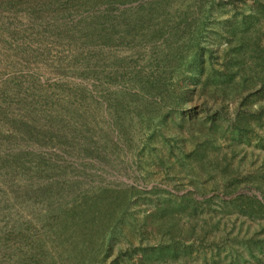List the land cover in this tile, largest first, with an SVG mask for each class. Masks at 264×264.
<instances>
[{
  "label": "trees",
  "instance_id": "1",
  "mask_svg": "<svg viewBox=\"0 0 264 264\" xmlns=\"http://www.w3.org/2000/svg\"><path fill=\"white\" fill-rule=\"evenodd\" d=\"M6 14L26 21L6 23ZM0 15V32L38 45L22 51L25 60L45 61L61 47L66 54L54 55L48 67L74 78L50 84L67 102L44 94L49 113L25 99L17 112L0 101L9 143L0 151V170L17 179L3 193L11 197H0V211L23 214L0 236V248L16 242L8 264H153L176 257L175 242L188 254L191 240H200L192 230L178 239L183 230L172 214L190 208L195 215L201 201L169 195L143 222L161 233L157 248H139L142 256L132 262L136 250L120 232L121 224H132L138 191L114 174L129 175L134 159L142 161L138 144L147 155L163 148L157 156L163 172L180 173L185 165L196 171L193 161L201 171H209L207 163L220 167L230 196L224 211L233 205L264 217V176L250 183L260 198L235 194L237 177L215 153L208 159L226 134L232 142L260 129L264 135V0H0ZM192 101H200L198 110L188 109ZM195 122L199 135L188 139ZM172 198L176 204L161 209Z\"/></svg>",
  "mask_w": 264,
  "mask_h": 264
},
{
  "label": "rangeland",
  "instance_id": "2",
  "mask_svg": "<svg viewBox=\"0 0 264 264\" xmlns=\"http://www.w3.org/2000/svg\"><path fill=\"white\" fill-rule=\"evenodd\" d=\"M3 17L6 23L26 21L22 15L16 16V21L9 18L7 14ZM262 21L261 29L264 31V20ZM20 30L21 28L16 31ZM23 40L22 34L10 36L8 33L0 32V101L5 108L10 106L13 111L17 112L16 106L19 100L25 99L24 102L31 103L32 107L38 111L47 110L49 113L51 106L49 104L45 106L42 102L44 94H49L51 99L60 104L67 102L66 95L56 93L55 88L50 84L60 81L62 77L69 78L70 81L74 80L71 76L55 73L54 67H48L50 61H53L54 55L60 51L62 54H66V52L61 47L51 48L52 53L45 61L41 59L31 60L33 58L25 60L23 55L29 50L37 49L38 45L27 42V39ZM24 44L27 47H24ZM79 81L77 80V82ZM54 93L57 95H53ZM199 104L200 101H192L188 109L191 111L190 107H194L198 110ZM229 111H232L231 107ZM5 113L9 114L7 116L15 115L12 111ZM134 121L133 123H135ZM188 129L190 130L187 134L188 139L191 136L199 135L196 122L189 125ZM257 129L258 127L254 128V130ZM261 130L255 131L247 139H241L240 142H232L229 138L230 135L226 134L225 138L216 142L214 152L208 153V159H211L215 153L218 162L225 166L224 171H228L230 175L237 177V182L233 184L238 188L235 194H255L258 198L261 197L260 191L250 184L255 176H264V135H262L263 131ZM3 133L5 134L4 138L1 137ZM7 135L8 126L4 119L0 118V151L9 144L6 141ZM139 138L141 139V137H136V140ZM20 142L25 144L22 140ZM137 146L141 156H143L142 161L137 158L134 159L132 168L128 170L129 175L124 174L125 172L114 174L116 176L114 179L120 181V178H124L131 182L127 185L133 186L134 190L138 191L133 196V204L129 210L133 214L132 224H121L123 230L120 232V235L124 234L127 238L126 241L131 242L133 249L136 250L135 254L132 255V262L136 263L141 258L139 248L146 247L150 250L156 249L158 246L161 233L152 224L143 223L146 216L155 212L156 203L166 202L167 199L165 198H170L169 195H186L188 200L196 199L201 203L197 205L195 215L190 208L173 212V218L178 221L179 227L183 230V237L178 239H186L189 236V231L192 230L195 237H198L197 239L200 241L197 242L192 239L193 245L191 247L193 248L184 255L182 254V242H175L176 246L174 245V247L177 251L173 252H177L178 255L172 258L167 257L165 262H153V264H264V217H248L243 215L241 211L238 212V207L233 205L232 209L231 205L228 207L232 212L226 213L224 211L226 204L223 201L230 199V196H225L223 193V184L227 175L221 172L220 167L207 163L206 167L209 168V171H201V163L193 161L196 171H188L185 165L180 173L172 169L163 172L158 166L157 157L163 148L157 143L156 146L159 147L154 148L152 155H147L143 146L141 147L139 144ZM192 150V146L188 144L186 153H191ZM193 158L194 155L187 157L189 160ZM198 160L200 159L198 158ZM215 160L217 161V159ZM97 172L103 174L106 179L114 177L106 175L102 169H98ZM12 180L13 183L17 181L15 177L0 170V197L4 195V191H9L8 186ZM8 197H11V194H7L3 200ZM206 199L207 202H204L203 200ZM176 202L177 199L172 198L171 203H164L160 207L167 210L170 209L171 204H176ZM5 211L3 213L0 211V236L3 233L7 235L11 232V223L16 222V219L21 215L23 216L21 212L9 208ZM165 238L167 236L163 235L162 239L165 240ZM14 243L16 242L13 239L1 242L3 247L0 248V264H8L11 257L14 259V254L10 253ZM168 243L166 239L165 244ZM179 243L182 247L179 246ZM186 244L188 246V242ZM166 255L168 256V253Z\"/></svg>",
  "mask_w": 264,
  "mask_h": 264
},
{
  "label": "water",
  "instance_id": "3",
  "mask_svg": "<svg viewBox=\"0 0 264 264\" xmlns=\"http://www.w3.org/2000/svg\"><path fill=\"white\" fill-rule=\"evenodd\" d=\"M121 179V181H123L125 184H130L131 182H128L126 179H124V178H120Z\"/></svg>",
  "mask_w": 264,
  "mask_h": 264
}]
</instances>
